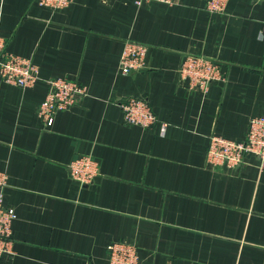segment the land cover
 Listing matches in <instances>:
<instances>
[{
    "label": "crops",
    "instance_id": "0c3cea01",
    "mask_svg": "<svg viewBox=\"0 0 264 264\" xmlns=\"http://www.w3.org/2000/svg\"><path fill=\"white\" fill-rule=\"evenodd\" d=\"M204 4L0 0L7 51L39 77L25 89L0 79L2 202L16 215L0 264H106L113 242L134 244L141 264H264V165L206 162L212 136L242 141L264 112V0H229L221 15ZM125 40L150 48L141 72H119ZM185 54L219 61L223 80L188 89ZM56 78L84 94L48 128L37 110ZM124 98L145 99L155 124H126ZM79 155L98 164L88 185L69 176Z\"/></svg>",
    "mask_w": 264,
    "mask_h": 264
},
{
    "label": "built area",
    "instance_id": "2783aa9c",
    "mask_svg": "<svg viewBox=\"0 0 264 264\" xmlns=\"http://www.w3.org/2000/svg\"><path fill=\"white\" fill-rule=\"evenodd\" d=\"M72 1L36 0L39 6L52 11H62L68 8ZM148 49L142 44L127 42L126 49L120 58L121 73L127 75L135 70L143 69ZM180 71L183 78L185 74L190 75L192 80L205 78V86L215 77L218 79L220 73L219 66L215 62L190 55L184 57L183 68ZM0 79L22 89L33 87L39 79L38 67L30 59L10 54L7 51L6 41L1 35ZM46 83L48 91L45 100L38 107L37 114L43 124L49 128L56 114L72 107L84 94V88L76 81L65 78L51 79ZM119 106L123 112L124 121L128 125L149 128L156 122L155 115L145 99L124 98ZM164 130L165 126H162L161 132L163 133ZM250 156L256 158L261 166L264 165V112L249 118L247 131L242 141L234 142L219 136H212L209 139L206 162L211 167L234 169L244 164L246 158ZM68 170L72 180L81 185H88L98 174V164L89 155H79L71 160ZM5 186L6 178L0 174V260L12 255V223L16 219L14 211L3 205L2 190ZM106 264L141 263L134 244L113 242L107 247Z\"/></svg>",
    "mask_w": 264,
    "mask_h": 264
},
{
    "label": "rangeland",
    "instance_id": "374dc122",
    "mask_svg": "<svg viewBox=\"0 0 264 264\" xmlns=\"http://www.w3.org/2000/svg\"><path fill=\"white\" fill-rule=\"evenodd\" d=\"M228 1L229 0H205L204 11L206 13H208V14L221 15L225 11ZM143 2H146V3H148V2H156V3H160V4H163V5H166V6H174L177 3V0H160L159 2L156 1V0H135V4L138 5V6H140ZM127 42H131L132 44L133 43H137V42H134V41H131V40H125L124 44H123V48H122L121 54H120V58H121V55L123 54V52L126 49ZM139 44H141V43H139ZM142 45H144V44H142ZM144 46H146V45H144ZM124 47H125V49H124ZM146 47H148V46H146ZM149 52H150V48L148 49L147 54ZM186 55L196 56V57H203V58H205L207 60H210V62H215L216 64H218L219 69H220L219 78L217 79L215 77V79L212 80L210 83H208L206 86H205V82H204L206 79L203 78V77H200L198 80H192L190 75L185 74V76L183 78L180 70L183 68V61H184V57ZM146 59H147V55L145 56V59H144V68H146ZM184 65L186 66V62H185ZM118 69H119V72L121 73L122 70L120 69V59H119V68ZM143 69L135 70V71H133V73L141 72ZM185 70H186V67H185ZM187 70H190V69L187 68ZM130 74H132V73H130ZM123 75H126V74H123ZM178 75H179L180 80H182V82H184L186 84L188 89L199 91V92H202V93H205L206 90L209 88V86L212 85L213 83H218V82H221L223 80L221 66H220L219 61H216V60L204 57V56H200V55L198 56V55H195V54H185L182 57L181 62H180L179 67H178ZM193 86H195V87H193ZM12 255H13V250H12Z\"/></svg>",
    "mask_w": 264,
    "mask_h": 264
}]
</instances>
